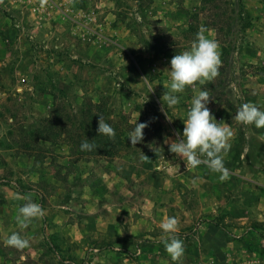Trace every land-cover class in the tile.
Masks as SVG:
<instances>
[{
  "label": "rangeland",
  "instance_id": "rangeland-1",
  "mask_svg": "<svg viewBox=\"0 0 264 264\" xmlns=\"http://www.w3.org/2000/svg\"><path fill=\"white\" fill-rule=\"evenodd\" d=\"M7 1L14 8L0 3V21L10 32L1 55L6 59H0V186L10 189L2 193L0 187V213L10 214L1 206L4 195L32 193L35 200L34 188L46 212L27 229H15L35 235L25 236L29 247L18 250L0 240V264L264 263V128L235 119L241 103L264 109V0H55L42 18L27 4ZM201 26L216 35L221 64L213 80L196 88L208 92L211 113L232 135L227 178H217L212 207L188 227L199 228L205 243L225 233L224 263L196 254L172 261L161 243V222H178L173 180L184 165L165 140L178 139L174 129L183 127L194 94L188 86L175 110L163 109L164 70ZM54 103L78 122L87 114L96 128L102 116L115 131V154L94 155L93 149L80 155L68 135L39 142L34 132ZM136 122L148 126L134 146L126 137ZM20 154L40 165L18 170ZM151 154L157 165L147 169ZM46 172L55 181L48 183ZM184 196L191 202L200 195L185 186ZM94 217L101 223L88 229L100 235L80 237L85 229L79 225ZM114 225L127 237L104 236ZM64 227L76 234L72 243ZM184 232L185 249L191 234Z\"/></svg>",
  "mask_w": 264,
  "mask_h": 264
},
{
  "label": "clouds",
  "instance_id": "clouds-1",
  "mask_svg": "<svg viewBox=\"0 0 264 264\" xmlns=\"http://www.w3.org/2000/svg\"><path fill=\"white\" fill-rule=\"evenodd\" d=\"M207 29L203 26L195 34L188 49L183 50L170 59V67L166 68L168 76L166 91L161 97L162 108L173 109L180 103V95L186 87L193 88L190 107L187 109L186 118L183 119L184 128L178 133L179 138L168 143L169 151L182 158L187 165L193 168L204 164L214 173H221L220 179L227 178L228 170L224 166V159L231 148L228 131L208 107L209 94L205 90L196 88L197 82L203 85L206 81L213 80L219 74L221 64L219 43L206 35ZM98 135L114 137L113 127L99 115ZM235 119L244 125H254L256 128H264V109L255 103H241L235 114ZM146 122H136L135 126L127 133L131 145H136L143 140V130ZM95 145L88 139L82 141L81 151H92ZM24 203L19 205L15 216V222L20 229H27L35 219L41 218L44 211L40 204L33 200V194L23 196ZM177 219L168 217L161 222L160 227L164 233L161 243L165 252L172 261H177L184 254L183 240L177 233ZM4 244L15 249L29 247V240L20 232H12L4 239Z\"/></svg>",
  "mask_w": 264,
  "mask_h": 264
},
{
  "label": "crops",
  "instance_id": "crops-1",
  "mask_svg": "<svg viewBox=\"0 0 264 264\" xmlns=\"http://www.w3.org/2000/svg\"><path fill=\"white\" fill-rule=\"evenodd\" d=\"M0 3H3L5 6L7 5L9 8H14V6L7 0H0ZM8 33L10 32L6 26V22L3 19L0 21V59H6L5 57L3 58V56L1 55L4 54L3 48L8 47V41L10 40V38L6 37V34L9 36ZM206 35H208L212 39H216V35L212 31H207ZM146 80L148 81V79ZM183 128H184V124L180 130L178 129V131H176L174 129V132L176 133L177 136H178V133H182ZM227 158L228 157L225 156L224 165L226 163ZM16 159H17L16 168L20 171H28L29 165H31L32 170H35L40 165V164H36L33 160L30 163L29 158L23 154L18 155ZM150 165H157V163H155L153 154L148 155L145 159L144 166L147 169H151ZM129 167L130 166L127 165V168L124 172L128 178L131 177V169ZM184 168L187 169L188 173L186 174L183 173V172H186V171H183ZM41 173H44V172H41ZM154 174L159 175L160 173L155 171ZM188 174L191 175L190 177H192V180H190L187 177ZM220 175L221 173H214L210 171L207 168V166L204 164H201L195 168H193L192 166L189 167L188 165L186 166V162H184V165L180 167L178 165V175L173 180L174 182L178 181V237L180 239L182 237L179 234L182 228L185 229L186 235H188L189 233L191 234L189 237L191 245L189 248H185L183 256H186L187 254H196V255H203V256L206 255V256H210V259H212V261H214V259L216 258L218 262L224 263L223 258L228 253L227 245H228L229 237L226 236L225 233L224 234L220 233V234H217L215 238H212V240L207 241L205 243V241L202 239V235L198 231L199 228L192 229L188 227V225H190L192 222H195V218L198 219L197 217L198 215L201 214L202 211L206 212L210 209V207H212V203H213L212 199L214 198L212 197L210 198V196H212V191L220 190L218 189V181H220V179H217ZM45 176H46L45 178L47 179L48 183L55 181L54 177L49 176L47 172ZM150 179H155V177L151 176ZM259 185L264 186L262 182H259ZM9 186L10 185H2V187L0 186L2 189L1 190L2 193H3V188H6L7 190H9L10 189ZM185 186L188 187L189 189H193L194 191H196L197 194L203 198V200L199 196L198 197L199 200H190L191 202H189V200H187L186 197L184 196ZM20 187H22L21 184H20ZM33 192L36 197L34 201L41 205L45 213L46 208L44 207L42 201L40 200L42 198L41 192L37 188H34ZM23 196H24L23 193L21 195H16L15 193L11 195H4V204H2L1 206L6 207L7 210L10 211V214L4 216L3 212L0 213V240H2L3 242H4V239L9 234H11L12 232H17L15 229L16 227H18V225L15 222V216L17 213L18 206L24 203ZM42 218L43 216L39 219H42ZM34 222L36 223L37 219H35ZM99 222L101 223V220L96 217L88 218V219L86 218L79 225V228L85 229V232H82L84 234L81 235L80 237L85 236V238H87V237H95V236L100 235L98 232L99 229H97L98 231L94 229L93 230L88 229L91 224L97 225ZM102 224H105V223L102 222ZM62 233H63L64 238H66V240L69 243H72L71 241H73L74 238H77L76 234L70 231V227H64ZM22 234L23 233H21V235ZM119 234H121V236H123L124 238L127 237L125 236L124 231L120 230L119 227L114 225V226H109V229L105 230L104 236L108 238L110 237V238L116 239L118 238ZM25 236L29 238L35 237V235L32 234V232H29L26 234L24 233V237ZM0 254L2 255V252H0Z\"/></svg>",
  "mask_w": 264,
  "mask_h": 264
},
{
  "label": "trees",
  "instance_id": "trees-1",
  "mask_svg": "<svg viewBox=\"0 0 264 264\" xmlns=\"http://www.w3.org/2000/svg\"><path fill=\"white\" fill-rule=\"evenodd\" d=\"M202 3L205 4L206 0H202ZM87 119V114H84L83 120L78 122L75 116L73 117L63 110L61 104L54 103L47 117L41 121V128L36 129L34 133L36 131L40 133L39 142H51L52 137H62L64 135L67 138L68 135L70 136L68 142L73 144L75 148H80L82 141L88 139L90 143L95 145L93 148L95 150L94 155L97 153L99 155L106 153L108 156L115 154V148L112 147L115 136L110 138L106 135H98L97 128L93 125V119ZM72 127H74V130H72ZM33 144L39 145L38 141ZM25 150V152H28V149ZM79 152L82 155L84 151L80 149Z\"/></svg>",
  "mask_w": 264,
  "mask_h": 264
},
{
  "label": "built area",
  "instance_id": "built-area-1",
  "mask_svg": "<svg viewBox=\"0 0 264 264\" xmlns=\"http://www.w3.org/2000/svg\"><path fill=\"white\" fill-rule=\"evenodd\" d=\"M15 2H19L21 4H27L30 8L31 11L35 14H38L40 18L43 16V12L48 9V6L53 4L55 0H14ZM189 167L191 165H188ZM249 264H264V263H259V262H253Z\"/></svg>",
  "mask_w": 264,
  "mask_h": 264
}]
</instances>
